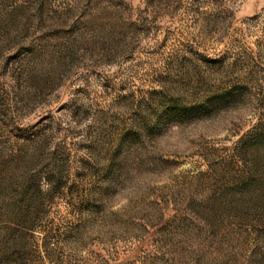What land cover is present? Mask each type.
Instances as JSON below:
<instances>
[{"label": "rangeland", "instance_id": "rangeland-1", "mask_svg": "<svg viewBox=\"0 0 264 264\" xmlns=\"http://www.w3.org/2000/svg\"><path fill=\"white\" fill-rule=\"evenodd\" d=\"M0 264H264V0H0Z\"/></svg>", "mask_w": 264, "mask_h": 264}]
</instances>
